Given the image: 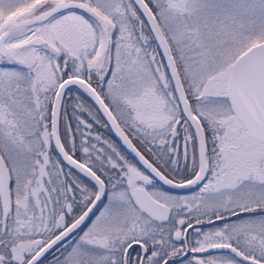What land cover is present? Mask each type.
I'll use <instances>...</instances> for the list:
<instances>
[{"label":"snow or ice","instance_id":"1","mask_svg":"<svg viewBox=\"0 0 264 264\" xmlns=\"http://www.w3.org/2000/svg\"><path fill=\"white\" fill-rule=\"evenodd\" d=\"M0 264H264V0H0Z\"/></svg>","mask_w":264,"mask_h":264}]
</instances>
